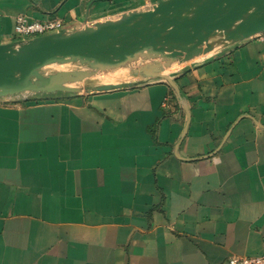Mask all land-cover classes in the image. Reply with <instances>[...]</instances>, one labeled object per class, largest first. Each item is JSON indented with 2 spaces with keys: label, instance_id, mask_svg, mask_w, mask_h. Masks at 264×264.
Returning <instances> with one entry per match:
<instances>
[{
  "label": "crops",
  "instance_id": "obj_1",
  "mask_svg": "<svg viewBox=\"0 0 264 264\" xmlns=\"http://www.w3.org/2000/svg\"><path fill=\"white\" fill-rule=\"evenodd\" d=\"M165 0H0L68 27ZM108 91L0 98V264H228L264 255V44Z\"/></svg>",
  "mask_w": 264,
  "mask_h": 264
},
{
  "label": "water",
  "instance_id": "obj_2",
  "mask_svg": "<svg viewBox=\"0 0 264 264\" xmlns=\"http://www.w3.org/2000/svg\"><path fill=\"white\" fill-rule=\"evenodd\" d=\"M264 32V0H165L25 42L0 45V98L108 91L103 74L165 81V72ZM66 69L46 73L50 66Z\"/></svg>",
  "mask_w": 264,
  "mask_h": 264
},
{
  "label": "built area",
  "instance_id": "obj_3",
  "mask_svg": "<svg viewBox=\"0 0 264 264\" xmlns=\"http://www.w3.org/2000/svg\"><path fill=\"white\" fill-rule=\"evenodd\" d=\"M94 22H82L77 26L68 27V25L60 19L50 18L43 21L30 20L24 15H18L14 18V42H25L27 40L42 37L54 33H59L65 30H73L83 26H90ZM257 40L264 44V32L257 35ZM16 100H26L27 95L14 97ZM228 264H264V255L259 257L231 256L228 259Z\"/></svg>",
  "mask_w": 264,
  "mask_h": 264
},
{
  "label": "rangeland",
  "instance_id": "obj_4",
  "mask_svg": "<svg viewBox=\"0 0 264 264\" xmlns=\"http://www.w3.org/2000/svg\"><path fill=\"white\" fill-rule=\"evenodd\" d=\"M63 69H66V67L54 65V66H50V67L44 69V72L50 74V73H53L55 71L63 70ZM119 76H120V74H118V73H110V74H103L100 76V78L104 79L106 83H111V82L114 83V82H116V80H114V78L118 79V78H120Z\"/></svg>",
  "mask_w": 264,
  "mask_h": 264
}]
</instances>
